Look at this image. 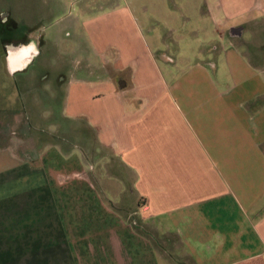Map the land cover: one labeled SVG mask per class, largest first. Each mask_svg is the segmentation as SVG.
<instances>
[{"label":"crops","instance_id":"1","mask_svg":"<svg viewBox=\"0 0 264 264\" xmlns=\"http://www.w3.org/2000/svg\"><path fill=\"white\" fill-rule=\"evenodd\" d=\"M206 6L221 40L203 39L207 55L176 78L160 21L123 10L110 27L84 22L80 63L47 41L42 12L0 9L12 39L46 30L44 54L58 59L43 64L38 94L65 95L57 132L72 137L84 121L109 174L100 187L96 161L53 139L35 157L13 154L0 167V264H264V0Z\"/></svg>","mask_w":264,"mask_h":264},{"label":"rangeland","instance_id":"2","mask_svg":"<svg viewBox=\"0 0 264 264\" xmlns=\"http://www.w3.org/2000/svg\"><path fill=\"white\" fill-rule=\"evenodd\" d=\"M60 5H54L56 0H0V9H11L15 14L17 13L20 17H25L27 20L37 21V14L42 12L44 16V25H50L48 34L46 36L47 41L50 39H57V43L60 46L62 42V49L69 48L72 53L71 60L74 62L80 61L85 57L82 52L78 50L82 44L88 45L89 41L84 31V22L93 20L100 22L102 26H111V16L116 12L123 10L131 14L133 20H137V23H141L144 26L152 25L155 21H160L158 24H154L157 27L158 35L155 39L157 44H161L162 48L169 54L175 55L178 60V67L176 71V77H179L182 72L180 70L185 68V65L191 62L193 64L200 61L199 59L204 58L207 53L203 49L202 41L205 38L221 40L220 35L215 33L214 26L213 30L210 26L206 25L203 21L202 16L209 13V9L206 6V0H58ZM127 19V18H126ZM122 21V19H120ZM165 22L172 23L173 27H176L175 32H168L169 28ZM117 23L116 21L114 22ZM163 23V24H162ZM71 24V26H69ZM123 24L128 26V22L124 19ZM63 28V29H62ZM57 33V34H56ZM36 34H33L35 38ZM179 41V44H177ZM49 44V43H47ZM51 48H54L51 46ZM64 53H68L64 51ZM48 59V60H45ZM58 59L57 56H49L45 52L44 58L41 56L37 62L45 64L47 61L49 64ZM94 61L97 64H101L99 56L94 54ZM70 63L67 60V63ZM3 62L0 58V69L3 68ZM49 69V68H47ZM162 69V68H161ZM33 66L24 73L17 74L15 77H5L2 80L9 81L12 86L16 87L20 84V81L29 79L35 74L32 73ZM36 73L41 71V67L35 68ZM221 74V71L218 74ZM2 75V74H0ZM3 76V75H2ZM165 82V81H164ZM171 82V81H170ZM170 84V83H169ZM38 92V91H37ZM19 92H15L14 89L9 91L6 97L11 98V105L7 107L9 109L2 108V100L5 98L3 90L0 92V126H6L7 132L0 133V167H6L15 161V155L27 154L33 157L37 156L41 150L46 146V141L51 139L61 141L62 144L67 148H72L77 152L83 153L86 151L88 159H96L100 154H96V146L88 147L86 140L90 139L89 128L84 125V121L80 122L81 125L77 124L76 134L70 137L67 135H61L58 133L59 124L55 121L56 117H62V114L66 112L64 108L66 98L65 95L60 93L56 94L55 98L49 97L41 98L42 93H31L25 96L23 99L18 95ZM51 96H53L51 94ZM26 106L31 105L29 112L34 113L36 121L33 120L30 115L26 114L22 105V101H26ZM28 110V109H27ZM23 111V112H22ZM57 112L53 117L51 112ZM31 118V119H28ZM52 118V119H51ZM69 118V117H68ZM28 126L26 127V123ZM40 124H39V123ZM71 122V123H70ZM73 119L65 120L64 125H74ZM79 123V122H77ZM2 124V125H1ZM26 128H31L26 129ZM85 128L87 131H84ZM62 131V129H59ZM69 134V131L64 130ZM64 136V137H63ZM50 139V140H49ZM66 139V140H65ZM91 141V139L89 140ZM48 142V143H49ZM94 142V141H93ZM92 143V141L90 142ZM37 144V145H36ZM89 150H92L90 153ZM96 167L94 173L98 180L99 186L103 187L107 182L106 176L109 174L104 172L105 177H102L99 173L100 169L104 166L97 161L93 163ZM106 167V166H105ZM104 170V168H103ZM113 171V170H112ZM115 172V171H114ZM106 173V174H105ZM117 183V182H116ZM120 183V181H119ZM98 189H100L98 187ZM126 200L132 198L131 193L128 191L125 193Z\"/></svg>","mask_w":264,"mask_h":264},{"label":"flooded vegetation","instance_id":"3","mask_svg":"<svg viewBox=\"0 0 264 264\" xmlns=\"http://www.w3.org/2000/svg\"><path fill=\"white\" fill-rule=\"evenodd\" d=\"M27 42H28V36H26L24 39H12V32H11L10 29L0 28V58H1L2 62H3V65H2L3 68L0 69V74L3 75V76L0 75V92H2V90H3L4 97H5L2 100V104H3L1 106L2 108L9 109L8 107H10L9 105H11L12 102H11V98L10 97L9 98L6 97V95L9 94V91H11L12 89H14L15 92H19L18 95H21L20 98L23 99L25 96H28L31 93H34V94L37 93L38 94V92H37L38 91V88H42L43 81L50 79V74H47L44 71L43 64L41 65V63H38L37 62V60L41 56H44V51H43L44 50L43 49V37H42L40 39V42H39V46L41 48L40 55L36 58L35 61H33V63L31 65H29V67L27 69H25L23 72H17L15 74V76H16L17 74L27 72L33 66V69L34 70L32 71V73L35 74V75L32 76L30 79L28 77L27 79H24L23 81H20L19 82L20 84H17L16 87L12 86V84L9 81L2 80V78H4V76L5 77H8V78L13 77V76H9L8 75L7 70H6V67H5L4 45L5 44H8V43H16V44H19V43H27ZM38 67H41V71L39 73H36L35 68H38ZM26 102H27V100L26 101H22V105H23V108H24L25 113L28 114L29 109H31V105H30V102H29V105L26 106ZM7 103H10V104H8V107L6 106ZM28 119H30V118H28ZM28 123L30 124V122H27L26 123L27 124L26 127L28 126ZM26 129L32 130L31 128H26ZM7 130L8 129H6V126H4V125L0 126V133L7 132Z\"/></svg>","mask_w":264,"mask_h":264},{"label":"clouds","instance_id":"4","mask_svg":"<svg viewBox=\"0 0 264 264\" xmlns=\"http://www.w3.org/2000/svg\"><path fill=\"white\" fill-rule=\"evenodd\" d=\"M0 23H7V16L0 12ZM46 34V30H37L35 38L33 34H28L27 43H8L4 45V60L5 67L9 76H15L17 72H23L36 60L40 55L39 42L40 39Z\"/></svg>","mask_w":264,"mask_h":264},{"label":"trees","instance_id":"5","mask_svg":"<svg viewBox=\"0 0 264 264\" xmlns=\"http://www.w3.org/2000/svg\"><path fill=\"white\" fill-rule=\"evenodd\" d=\"M132 222H133V225L135 228L137 229H140L141 227L139 226V223L137 222L136 218L134 216H132L131 218ZM140 230H143V229H140Z\"/></svg>","mask_w":264,"mask_h":264},{"label":"water","instance_id":"6","mask_svg":"<svg viewBox=\"0 0 264 264\" xmlns=\"http://www.w3.org/2000/svg\"><path fill=\"white\" fill-rule=\"evenodd\" d=\"M40 47V46H39ZM40 53H41V48H40Z\"/></svg>","mask_w":264,"mask_h":264}]
</instances>
